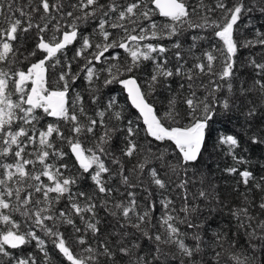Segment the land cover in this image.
<instances>
[{
	"label": "snow or ice",
	"instance_id": "snow-or-ice-1",
	"mask_svg": "<svg viewBox=\"0 0 264 264\" xmlns=\"http://www.w3.org/2000/svg\"><path fill=\"white\" fill-rule=\"evenodd\" d=\"M156 15L167 22L158 24ZM257 17L264 18V0H29L15 8L0 0V264H264V175L239 167L250 164L249 149L264 148V31L251 24ZM213 39L219 43L195 53ZM257 46L258 56L241 58ZM78 59L84 62L73 71ZM81 74L92 115L79 92L70 100ZM113 85L127 93L135 119L116 96H105ZM41 111L64 127L38 129ZM60 142L74 161L65 160ZM210 149L230 156L235 163L223 171L260 197L242 193L241 205L228 208L235 229L208 237V216L195 201L209 216L217 211L212 200L228 205L215 183L191 200L188 187L196 173L204 184ZM169 174L181 177L183 203L177 211L172 199H161L164 211L153 223L156 202L145 179L165 190ZM113 178L126 199L113 196ZM83 181H91L93 194L79 190ZM136 188L145 193L143 207Z\"/></svg>",
	"mask_w": 264,
	"mask_h": 264
},
{
	"label": "trees",
	"instance_id": "trees-1",
	"mask_svg": "<svg viewBox=\"0 0 264 264\" xmlns=\"http://www.w3.org/2000/svg\"><path fill=\"white\" fill-rule=\"evenodd\" d=\"M28 2H29V0H13V5H14V8L16 6H26L28 4ZM26 10H30V9L26 8ZM17 15H18V13H17ZM254 15H256V14H254ZM153 19L158 24L167 22L166 18L161 17L159 15L154 16ZM251 24H252V27L260 28L262 31H264V18L257 17V18L252 20ZM94 26L95 25L93 24L92 26L83 27L85 34L92 32V29ZM241 28H242L243 34L245 36H248V38H250V39L253 38L250 28H246L243 24L241 25ZM191 34L192 33H186L185 36L181 38L183 45H184L185 53L187 52L188 46L191 44V40L188 38ZM163 43H165L166 45H168L170 47L172 42L165 40V41H163ZM215 43H219V42L215 39L209 40V41H201L200 44H198L197 48L195 49V53L197 55H199L202 50L208 49L210 44H215ZM28 47L31 48V41H29ZM73 47H78V45H74ZM115 51L120 52L122 60L126 58V54L123 53L122 49H117ZM259 52H260L259 46H257L256 48H253V49H244L242 51L241 58L242 59L246 58L250 53L256 54L258 56ZM68 55H69V57L72 55V52L70 50L68 52ZM106 55H109V54L106 53ZM168 56H169L170 61H172V53L171 52L168 53ZM187 58L189 59V64H191V62H192L191 57L189 56ZM83 62L84 61L82 59H78L73 64V71H77L79 66H81L83 64ZM172 62L174 63V61H172ZM108 63L109 62H105L103 65L98 64L97 67L98 68L99 67H107ZM18 66L22 67L23 65H18ZM187 66L188 65H186V67ZM58 70H59L58 68L57 69H50V74L55 73ZM250 73H251V69H248L247 71H245V78H248ZM103 75L104 74L102 73L101 78H103ZM177 79H179V78H177ZM206 82H207V78H205V83ZM175 86L176 85L174 84L173 87H175ZM86 89H87V82L83 79V74H81L80 80H78L76 82V84L73 85L74 91L72 93H70V100L74 96L75 92H79L82 96L85 97L86 110L88 111L89 115H92L93 114L92 109L94 106L91 105L88 101V96L91 95V93L86 91ZM112 89H115V90L112 91ZM103 92H104L105 96L110 94V95L117 97L120 107L124 109L125 115L130 116L133 119H135L138 116V113L130 105L126 93L120 88L119 85H113V86H110V88H108V89H103ZM159 99H163V97H160ZM38 115H40L42 117V119L40 120V123L36 125V127L38 129H42L43 127H45L49 123H60L61 127L62 128L64 127L62 122L56 121L52 117L45 116L42 113V111L38 112ZM137 123H139L141 128H143L142 121H137ZM214 127L217 130H220V133H222L224 128H225V125L222 123H217ZM138 139L141 140V142H143V132L140 133ZM84 142L87 146H90V144L87 140H85ZM59 146L62 147L65 152H69V156L65 157V160L68 162L74 161V157L71 156L70 149L68 148L67 144L60 142ZM245 147L247 148L248 146L245 145ZM29 151H31V149H29ZM210 151L213 152V157L211 159H209L207 156H205V159L207 160V163H208V168L206 170L207 178L205 179L204 184L201 185V183L199 181V175L200 174L196 173L195 176L192 177L193 182L190 183L189 187H188L189 197L191 200V197L197 194L198 189L203 187L205 190H209L210 183H215L218 186L216 188V192L219 193L220 200L228 205V207L220 208L219 206L216 205V201L212 200L211 205L213 207H216L217 211L212 212L211 215L209 216L208 215V209L204 207V203L200 200L195 201L196 203L201 204V208L203 209V215L208 216V221L204 225V227L206 229H208V233H207L208 237H211V235L214 231L221 229V228H232L233 230L235 229L236 222L234 219H232L229 216L228 208L229 207L235 208L237 206H240L242 203L241 194L247 193L246 187L242 183H238L240 180L239 175H229L228 173L223 171V169L226 166H233L234 165L235 162L232 160V158L230 156H227V155H219V156L215 155V153L218 151L216 149H210ZM245 155L250 160V164L249 165H240L239 167L241 169H243L244 167H249L251 170H253L255 172V174L258 177L260 175H264V169H260L258 167V163L264 162V148H256L255 150L249 149L245 153ZM37 167H39V165H37ZM126 167H130V165H126ZM71 171L75 173L77 170H76V168H73V169H71ZM44 179L46 180V178H44ZM180 179H181V177H179L175 174H169V176L166 178V182L168 183V188L165 190L158 189L155 185L150 184V182H148L145 179V183L148 185L150 191L152 192V199L156 202V210L153 214V223H155L156 220L159 219V216L164 211L162 206L159 204V201L161 199H164V198L172 199L174 206L177 209V211L182 206L183 201L181 199V189L176 187V184L179 183ZM111 183L119 189V192H114L113 196L118 200L119 199H126L127 198V192L125 190V186L122 184H119L117 178H113ZM77 187L81 191H87L90 195L94 193V189H93V186L91 184V181L79 182ZM248 187L250 188L251 185H249ZM234 189H238V190H234ZM75 190L76 189L74 188V191ZM132 191H135L137 193L136 198H137L138 204L141 207H143L145 193L143 192L142 188L132 189ZM247 194L251 198L255 199L256 201L259 200L260 193L258 191L253 189L252 192L247 193ZM36 195L38 196L39 194H36ZM65 204H66V201H61V203L59 205H57L56 207L61 208ZM137 210L139 211L140 209L138 208ZM104 215H105L104 212L101 211L100 216L104 217ZM180 215L183 216V213H180ZM16 218L18 220L22 219L21 217L18 216V214H17ZM107 219L109 221L112 220L111 217H107ZM0 227H3V226H0ZM22 227H23V225H22ZM105 227H107V226L105 225ZM65 228H67V226L62 227L61 230L63 231ZM38 235L43 236V233L38 231ZM239 242L241 244H245L246 238H241L239 240ZM27 249L28 250H34V247H33V245H29V246H27Z\"/></svg>",
	"mask_w": 264,
	"mask_h": 264
},
{
	"label": "water",
	"instance_id": "water-1",
	"mask_svg": "<svg viewBox=\"0 0 264 264\" xmlns=\"http://www.w3.org/2000/svg\"><path fill=\"white\" fill-rule=\"evenodd\" d=\"M126 93V92H125ZM126 95H127V93H126ZM129 100V99H128ZM129 103H130V105H131V101L129 100ZM133 108V107H132ZM134 109V108H133ZM135 110V109H134ZM136 111V110H135Z\"/></svg>",
	"mask_w": 264,
	"mask_h": 264
}]
</instances>
